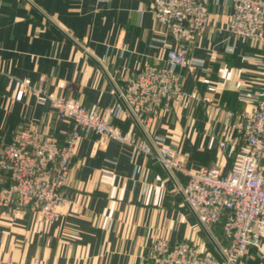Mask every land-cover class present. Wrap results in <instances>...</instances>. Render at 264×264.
<instances>
[{"label": "crops", "instance_id": "crops-1", "mask_svg": "<svg viewBox=\"0 0 264 264\" xmlns=\"http://www.w3.org/2000/svg\"><path fill=\"white\" fill-rule=\"evenodd\" d=\"M233 4L209 0L206 29L188 45V57L202 64L178 69L183 97L150 122V134L161 137L189 168L228 171L231 152L219 143L231 140L233 131L224 112L244 107L238 91L264 85L261 45L228 29ZM163 40L174 43L154 20L151 0H0V151L10 131L29 118L58 142L73 126L32 95L16 100L19 81L44 77L46 91L104 113L114 106L115 86L123 87L126 75L164 63ZM205 99L221 113H207ZM109 119L123 131L131 123L125 112ZM97 138L88 133L78 139L65 189L69 201L42 231L35 206L12 218L0 215V263L151 264L157 237L171 244L189 241L219 257L154 157L113 139L99 145ZM7 183L0 169V187ZM213 231L222 237L220 224ZM237 264H264V239Z\"/></svg>", "mask_w": 264, "mask_h": 264}, {"label": "built area", "instance_id": "built-area-1", "mask_svg": "<svg viewBox=\"0 0 264 264\" xmlns=\"http://www.w3.org/2000/svg\"><path fill=\"white\" fill-rule=\"evenodd\" d=\"M208 2L151 0L154 20L170 32L174 43L162 41L166 48L163 64L144 65L124 77L123 87L115 84L117 100L104 113L96 105L84 107L75 99L46 91L44 77L36 83L29 78L18 82L16 100L32 95L36 103L50 105L57 118L70 119L73 126L62 142L30 118L10 131V141L0 151V169L8 177V183L0 187V215L12 218L35 206L40 230L52 223L59 208L69 201L65 189L77 141L93 133L99 145L113 139L154 157L219 254L215 257L189 241L171 244L157 237L148 256L151 264H237L250 248L260 249L264 239V85L238 91L244 107L224 112L233 131L231 140L219 143L222 151L231 152L226 173L217 166L186 167L171 147L161 143V137L149 131L150 122L183 97L178 69L202 64L188 57V45L206 29ZM228 29L255 39L264 56V0H234ZM262 65L264 68V59ZM12 81L10 78L9 86ZM205 100L207 113H221L219 106ZM123 112L131 119L125 131L109 119L121 118ZM216 224L221 225L222 237L213 231ZM0 264L17 263L6 259ZM31 264L40 262L33 259Z\"/></svg>", "mask_w": 264, "mask_h": 264}]
</instances>
